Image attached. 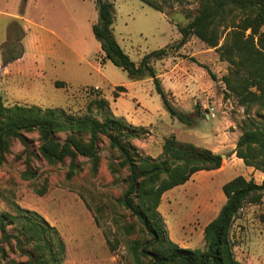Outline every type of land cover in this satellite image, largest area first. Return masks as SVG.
Returning <instances> with one entry per match:
<instances>
[{
  "label": "rangeland",
  "instance_id": "374dc122",
  "mask_svg": "<svg viewBox=\"0 0 264 264\" xmlns=\"http://www.w3.org/2000/svg\"><path fill=\"white\" fill-rule=\"evenodd\" d=\"M110 1L114 7L112 32L138 67L150 52L174 46L162 58H151L150 65L174 107L194 116L191 122L170 113L149 71L133 78L106 57L92 28L98 21L96 0H0V11L8 14L0 12V39L6 38L4 25H8V44L1 48L2 59L4 54L9 57L14 42H18L14 44L15 52L22 49L21 41L16 40L21 35V20L10 14L23 13L33 21L30 32L51 39L48 51L57 50L64 56V60L51 54L38 57L40 77L33 85H13V94L33 91L42 106L61 107L83 116L99 92L108 101V115L149 130L132 140L144 155L161 157L165 138L171 134L180 142L225 155L220 171L197 172L186 183L166 191L159 206L170 238L181 237L185 245L203 247L201 227L225 203L224 183L238 175L254 178L258 183L264 178L262 171L246 165L235 153L242 133L240 125L247 114L223 80L231 65L221 58L218 47L207 45L195 35L183 47H175L181 38L178 25L187 24L197 14L200 0H158L164 5V12L141 0ZM187 12H191V18ZM223 41L224 37L219 46ZM34 59L33 55L27 56L18 68H35ZM55 80L66 85L57 86ZM118 86H124L126 91L115 96ZM1 93L7 104L6 91ZM210 106L215 108V116L210 115ZM255 111L252 108L251 115ZM93 114L99 119L106 116L105 111L99 110ZM26 135L29 145L13 139L0 162V216L5 211L41 214L58 232L54 235L55 250H59L58 237L65 244L62 264H134L128 242L148 238V234L137 218L117 202L127 189L124 180L129 170L119 164V153L110 148L108 138L102 136L98 172L94 173L91 161L81 156L79 169L68 178L70 159L46 160L38 150L39 133ZM181 219L182 228L177 223ZM123 225H128L130 232ZM18 234V225L8 226L5 234L0 228V264H26L28 255L24 250L33 246L19 243ZM232 236L239 260L264 264V198L258 204L245 203L232 227Z\"/></svg>",
  "mask_w": 264,
  "mask_h": 264
},
{
  "label": "trees",
  "instance_id": "16d2710c",
  "mask_svg": "<svg viewBox=\"0 0 264 264\" xmlns=\"http://www.w3.org/2000/svg\"><path fill=\"white\" fill-rule=\"evenodd\" d=\"M141 1L161 12L165 10L158 0ZM96 5L98 21L92 28L106 57L133 78L149 71L170 113L181 121L191 122L194 116L174 107L150 65L151 58H162L174 46L150 52L138 67L117 43L112 32L113 3L96 0ZM187 16L191 18V12H187ZM20 30L17 41L23 35L21 27ZM178 30L181 38L175 47H183L195 35L207 45L218 47L221 58L229 61L231 68L223 80L239 103L245 106L247 114L240 125L242 133L235 153L246 165L264 173V0H200L197 14L187 24L178 25ZM223 37V44L219 46ZM14 44L18 45V42ZM14 44L9 57L4 54V64L19 57L20 53H13L16 49ZM55 84L66 85L63 81ZM122 91L126 88L118 86L115 96ZM96 94L97 97L88 103L86 114L81 116L61 107L7 105L0 93V162L13 139H19L27 147L30 139L26 133L37 131L41 141L38 150L43 158L50 162L70 159L68 178L79 169L81 156L91 161L92 171L97 173L101 159L100 144L102 136H106L110 148L119 153V164L129 170L124 180L127 189L117 202L137 218L142 230L148 234V238H135L128 242L134 264H245L236 256L232 227L246 202L258 204L263 200L264 178L258 183L254 178L238 175L224 183L222 189L226 201L204 229V246L182 247L168 235L159 211L162 196L186 183L199 171L219 169L223 165V154L193 143L180 142L175 134H171L165 138L161 157L146 156L132 140L149 130L129 124L122 117L108 115L107 99L99 92ZM252 108H256L254 115L250 112ZM94 110L105 111L106 116L99 119L93 114ZM111 170L115 171L114 167L111 166ZM11 225L19 226V234L16 235L19 243L33 246L24 250L28 255L26 264H62L65 244L58 237L59 250H55L54 235L58 232L41 214L29 210L19 214L3 212L0 216L2 232L5 234ZM123 228L130 232L128 225H123ZM11 237L14 236L8 235Z\"/></svg>",
  "mask_w": 264,
  "mask_h": 264
},
{
  "label": "crops",
  "instance_id": "0c3cea01",
  "mask_svg": "<svg viewBox=\"0 0 264 264\" xmlns=\"http://www.w3.org/2000/svg\"><path fill=\"white\" fill-rule=\"evenodd\" d=\"M0 12H2L4 15L7 14V13H4L6 11H0ZM10 16L15 20H19V21L21 20L20 27L23 29V35H22L23 37H22V39H20V41H21L20 43H21L22 49L18 52L13 51L14 54L20 53V55H19V57H17V59H15L14 61H12L8 64H3L1 48H2L3 44L8 41V38H7L8 25L6 22L4 25V32H6V38L0 39V93L2 90L6 91V95H7L6 98L8 99L7 104H9V105H13V104L18 103V104H24V105H39L43 108H47V107L42 106L37 101L38 97H36V94H34L33 91H25V92L22 91L21 93L14 95L13 94L14 87H12V86L15 84L33 85L35 83L36 78L40 77V75L42 74V68H41L39 62L37 61L38 57L46 56L47 54H51L52 56L55 55L60 60H64V56L61 55L59 52H57V50L54 52L48 51L49 50V41H51V39H48L46 36L36 35L33 32H30L29 26L33 25V21L26 19V17H25L26 15L24 13L20 14V15H15V14L11 15L10 14ZM27 23L29 25H27ZM59 40L62 41V39H59ZM63 43H64V41H63ZM70 50H72V48ZM29 55L35 56L34 64L36 65V67L33 69H28L27 71L25 69L18 68V66L21 63H23L25 61V59L27 58V56H29ZM16 67L18 70L16 69ZM20 76L23 78L19 79ZM198 85L200 86V84H198ZM95 87H98V86H95ZM1 94H2V96L4 95L3 93H1ZM4 96H3V98H4ZM4 101H5V98H4ZM238 159H241V158L238 157ZM222 167H223V165L219 169H215L212 171H220V169H222ZM202 171H204V170H202ZM199 172H201V171H199ZM161 204H162V202H161ZM161 204H160V206H161ZM217 214H218V212L216 213V215ZM213 218L207 220L205 222V224L201 227V234H202L203 238H204V229H205L206 225ZM182 220L183 219L178 220V222H177L180 228L184 227V226L180 225ZM170 235H171V232H170ZM171 239L173 241H175L176 243H178L182 247L200 248V247H192V246H188V245L183 244L180 241L181 237H178V239H175L171 235Z\"/></svg>",
  "mask_w": 264,
  "mask_h": 264
},
{
  "label": "built area",
  "instance_id": "2783aa9c",
  "mask_svg": "<svg viewBox=\"0 0 264 264\" xmlns=\"http://www.w3.org/2000/svg\"><path fill=\"white\" fill-rule=\"evenodd\" d=\"M214 109L215 108L213 106L209 107V110L211 111V113H210L211 116H215Z\"/></svg>",
  "mask_w": 264,
  "mask_h": 264
},
{
  "label": "water",
  "instance_id": "95a60500",
  "mask_svg": "<svg viewBox=\"0 0 264 264\" xmlns=\"http://www.w3.org/2000/svg\"><path fill=\"white\" fill-rule=\"evenodd\" d=\"M225 155H223V158H224Z\"/></svg>",
  "mask_w": 264,
  "mask_h": 264
}]
</instances>
